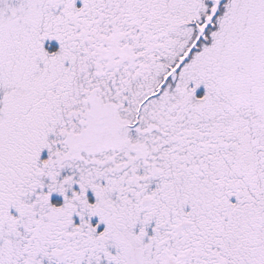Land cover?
Wrapping results in <instances>:
<instances>
[{"label":"snow or ice","instance_id":"obj_1","mask_svg":"<svg viewBox=\"0 0 264 264\" xmlns=\"http://www.w3.org/2000/svg\"><path fill=\"white\" fill-rule=\"evenodd\" d=\"M0 264H264V0H0Z\"/></svg>","mask_w":264,"mask_h":264}]
</instances>
